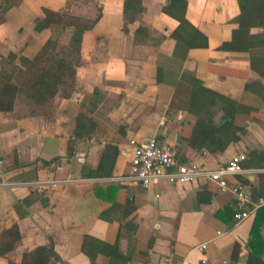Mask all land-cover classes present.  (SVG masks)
Returning a JSON list of instances; mask_svg holds the SVG:
<instances>
[{
    "label": "crops",
    "instance_id": "crops-1",
    "mask_svg": "<svg viewBox=\"0 0 264 264\" xmlns=\"http://www.w3.org/2000/svg\"><path fill=\"white\" fill-rule=\"evenodd\" d=\"M124 3L23 0L0 25V60L32 59L49 39L66 45L72 34L59 26L36 32L44 9L87 21L101 10L83 35L71 98H55L52 116L20 118V100L0 112V231L17 224L21 233L0 264H20L40 246L48 248L49 264H247L255 223L264 239V211L234 222L233 194L207 181L143 189L113 180L130 170V142L156 137L175 145L181 161L212 169L251 155L229 181L264 195V25L241 21L238 0H142L143 13L124 32ZM185 4L188 24L181 25L174 15ZM141 26L150 33L138 44ZM194 82L253 109L236 116L239 140L216 153H199L186 141L197 115L208 112ZM252 84L258 87L245 89ZM80 112L97 130L69 153ZM110 143L119 149L111 177H83L82 168L95 170Z\"/></svg>",
    "mask_w": 264,
    "mask_h": 264
},
{
    "label": "trees",
    "instance_id": "trees-1",
    "mask_svg": "<svg viewBox=\"0 0 264 264\" xmlns=\"http://www.w3.org/2000/svg\"><path fill=\"white\" fill-rule=\"evenodd\" d=\"M5 1L4 6L0 7V25L6 21L9 7H20L23 3V0ZM238 1L241 9V21L252 20V24L264 25V0ZM82 2L87 3L88 0H82ZM185 10L186 4L183 6L181 15L171 14L179 19L181 25L188 24L185 19ZM142 13V0H125L123 31L127 32L128 25L139 19ZM100 17V9L96 19L92 21L72 16L67 10L55 12L44 9L43 16L35 21V31L41 32L52 26H59L62 33L65 28L70 27L72 28L70 41L64 45L59 42V38H51L32 59L23 55L18 58L12 54L7 57L2 56L0 60V112H12L15 101L20 100L24 104V107L19 110L20 118L52 116L54 114L52 101L55 98H71L76 91L74 82L77 70L82 66L81 46L83 35L93 28ZM149 33L148 28L139 27L135 33L136 43L140 44L146 41ZM15 60H18V65L14 63ZM199 85L194 82L193 86H196V90H198L195 93L201 94L207 99L208 107L206 110L208 112L207 114L197 115L192 133L186 141L189 147L199 153L204 151L216 153L221 146L239 140L237 132L240 131L243 134V129L235 124L236 116L250 114L253 109L243 106L235 100L203 89ZM256 87L258 85H246L245 89L253 90ZM218 107L225 115L226 122L223 125L215 121ZM75 122L76 127L71 145L69 144V153L74 147L90 140L97 130V122L82 112L76 116ZM157 139L161 140L160 138ZM216 142L218 143L215 146ZM118 154L119 149L116 145L107 144L98 167L95 170L83 167L82 176L87 178L111 177ZM252 159L253 157L249 155L248 160L242 163V167L246 169L245 165L250 163ZM252 193L256 199L264 198V195L256 194L253 190ZM260 211H264V209H260L256 213ZM258 225V223H255L251 231V239L248 244L251 252L247 264H264L262 259L264 239ZM20 240L21 233L17 224L0 231V258L12 252ZM48 254L47 247H37L24 253L20 264H49Z\"/></svg>",
    "mask_w": 264,
    "mask_h": 264
},
{
    "label": "built area",
    "instance_id": "built-area-1",
    "mask_svg": "<svg viewBox=\"0 0 264 264\" xmlns=\"http://www.w3.org/2000/svg\"><path fill=\"white\" fill-rule=\"evenodd\" d=\"M130 144L132 148L130 170L127 174L115 177L113 179L115 182L150 189L158 187L162 182L191 185L207 181L215 186L216 192L233 194V220L236 223L243 222L258 210L264 209V198L256 199L249 186L229 181L230 177L246 170L242 163L248 160L247 154L236 156L230 162L212 169L197 163L181 162L179 149L156 137L146 142L132 140ZM201 249L206 250L207 246L202 245ZM202 263L206 261L203 260Z\"/></svg>",
    "mask_w": 264,
    "mask_h": 264
},
{
    "label": "rangeland",
    "instance_id": "rangeland-1",
    "mask_svg": "<svg viewBox=\"0 0 264 264\" xmlns=\"http://www.w3.org/2000/svg\"><path fill=\"white\" fill-rule=\"evenodd\" d=\"M5 2H6L5 0H0V7L4 6Z\"/></svg>",
    "mask_w": 264,
    "mask_h": 264
}]
</instances>
